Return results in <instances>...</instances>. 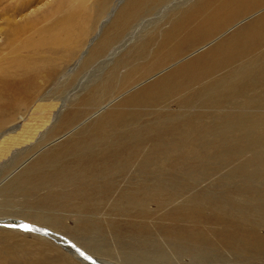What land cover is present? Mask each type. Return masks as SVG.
<instances>
[{
    "label": "bare ground",
    "instance_id": "bare-ground-1",
    "mask_svg": "<svg viewBox=\"0 0 264 264\" xmlns=\"http://www.w3.org/2000/svg\"><path fill=\"white\" fill-rule=\"evenodd\" d=\"M66 1L71 7V0ZM116 1L91 3L95 23L113 12ZM171 1H119L113 20L90 51L80 52L84 62L96 61L138 19ZM172 12L167 26L136 39L68 111L61 127L77 132L56 138L59 143L48 142L54 143L49 149H35V159L21 171L19 164L0 178V204L35 210L30 219L34 223L22 222L23 228L48 240L20 238V227L0 218V264H264V0H192ZM29 22L13 26L4 47L26 35L29 41ZM74 22L65 30L57 22L53 29L42 28L52 43L25 47L33 54L46 53L40 62L11 60L33 73L21 82L1 81L0 137L13 131L4 129L22 106L42 99L43 87L64 73L66 67L53 54L68 44L67 54L62 51L68 59L79 53L81 42L67 43L58 34L82 26ZM81 29L89 36L91 30ZM42 67L47 73L43 85H37ZM162 72L141 88L119 95L133 81ZM9 92L22 96L21 102L17 104L18 97L11 101ZM172 101L180 108L167 109ZM107 102L113 104L95 112ZM134 165L137 171L132 174ZM189 170L194 175L186 177ZM114 173L125 178L114 179ZM214 174H219L224 195L198 189L203 177ZM238 182L241 186L235 187ZM150 202L155 208L148 207ZM65 211H74L72 224ZM66 230L106 237H95L83 247L72 244L76 252L86 253L77 259L74 249L69 256L57 245L65 241L58 232ZM226 251L235 260H228ZM183 254L189 262L183 261Z\"/></svg>",
    "mask_w": 264,
    "mask_h": 264
},
{
    "label": "rangeland",
    "instance_id": "rangeland-1",
    "mask_svg": "<svg viewBox=\"0 0 264 264\" xmlns=\"http://www.w3.org/2000/svg\"><path fill=\"white\" fill-rule=\"evenodd\" d=\"M93 1L94 0H71L72 6L68 7L66 4L67 2L66 0H0V83H2L1 82L2 80L21 82L23 79L32 76L33 72H30L28 71V69L26 70L25 68L22 67L19 68L18 65L11 63V60L14 59L19 60L20 58L25 57L30 63L36 61L40 62L41 61L40 59L46 56V53L44 52L43 53L41 52L40 54L41 56H40L38 54H33V52L30 53L29 50L25 48L26 46H29V48L31 49L32 45H36L38 47L39 45H43L48 42L52 43L53 37H49L48 34L49 31L47 33L42 34V32H40L42 28L53 29L52 25H54V23L57 22L55 25H60L59 28L65 30L69 28L72 22L76 21V23H79L84 28H88L89 30H91V32L89 31L90 32L89 36L88 33L86 35L81 34L82 26L79 27L78 29L76 27V30H73V32L69 33L68 35H61L62 31H59L58 33L59 36L62 39L64 38V40L67 43H72L77 45L76 43L77 41L81 42L80 43L81 49L77 54V56H75V58L73 59H68L65 56L67 52H65L64 50L66 49L69 50V48L67 47H70V44H68L67 47L64 46V50L63 47L60 48L61 51L59 50V53L53 54L55 58L57 57L56 59L58 60L57 61L58 64L61 65L63 68L66 67L64 73H62L57 79L53 80V82L49 86L47 85L45 86V88L43 87L41 95L43 94L45 95L43 96L42 99L36 101L30 99L27 103V106L26 107L22 106L21 111L15 114L14 120L11 123H8L9 125L7 124V126L5 127L4 130H9L12 127L14 128L13 131L9 132L10 134L7 133L5 135H1L0 137V178H3L11 167L14 168L19 164L21 166L19 167L20 169L18 171H21L26 165H28L29 162L35 159L36 153L34 154V152H36L38 148L49 149L50 147H52L54 143H59L60 141H62V140L59 141L58 137H61L65 133L69 134V132L71 133L70 134L71 136L75 132H77L78 130H74V127H70L69 128L70 130L68 129V127H61L63 121L66 119L68 111L78 106L81 97L91 92L93 86L96 84V81L102 79L110 71V69L114 65V62L119 59V57L124 53V51H126V49L130 45H132V43L136 39L142 37L143 34H146L147 32L151 31L153 28L157 26H162V27L167 26L168 20L173 16L172 11L174 9L178 10L180 6L186 5V3L192 0H173L164 5H161L160 7H158L156 11L147 14L145 16H142L133 24L131 31L128 32L124 37H122V39L115 42L104 55L100 56L98 59H96V61H92L86 64L84 62V57H82L85 54L84 52L90 51V47L93 45V43H95L96 38L100 37V34L104 30L106 23H108L109 20L110 22L113 20V15L116 12L117 8L119 7V1L121 0H117L113 4L112 13H110L108 16H103L101 19H99V21H97V23H95V19L93 15L94 12H91L89 10V7ZM82 2L85 3L82 4ZM61 20H64L65 23L62 24ZM28 21H30L28 23L30 24L28 27L29 32H27L26 34L33 35L30 37L29 41L26 40L27 37L26 35L25 39H20L18 41H15V44L8 46V48L4 47L5 39L9 37L8 34L10 32L8 31H10L13 26L20 24L22 25ZM31 23L36 25H31ZM76 23L74 22V25H78ZM93 24L95 25L93 29H91ZM58 34L56 32L55 34L56 37ZM79 37L80 39H78ZM131 40L132 42H130ZM73 41H75V43ZM62 51L63 53L66 54H63ZM80 52L84 54H81ZM61 55L62 57L65 56L64 59L61 57ZM124 70L125 67H122L120 68L119 71L123 72ZM39 72H40V76L37 79V85L38 84L43 85L44 78L47 72L43 67L40 68ZM163 73L164 72L160 74L157 73V75L153 74L151 75V77L146 78L147 80L145 79L142 81L135 80L132 82V85L125 87L124 89L119 91L120 92L119 95L120 94L123 95L124 92L126 94V91L127 93L128 92L130 93L129 90L131 89V87H132L131 91L137 90L142 86H144L145 84L161 76ZM41 95L40 97H42ZM9 97L11 101H15L18 96H14L9 92ZM21 97L22 96L18 97L17 104L21 102ZM172 102L168 103L167 109L173 111L180 108L177 106L175 102H173L175 104H173ZM112 104H113L112 102L104 103L97 110H95V112H99L101 110L103 111ZM89 113L90 112H88V114L86 113L85 116L81 118L79 122H82L84 119H86ZM72 128L74 131L71 130ZM54 139H56L54 143L48 145V142ZM18 151H22V153L19 154ZM33 154L34 156L33 158H31ZM29 156L31 157L29 158ZM27 157L29 159L23 162L24 164L21 163V160L23 161L27 159ZM226 170L227 169L225 168V170H222V172L225 173ZM136 171H137V166L134 165L132 167V174H134ZM192 172L193 170L186 171L185 176L190 177L194 175V173ZM183 174L178 175V178L182 179ZM219 174H214L211 176L208 175L207 177H203L200 180V183L198 184V189L207 188L208 192L210 193H214L216 195H224V191L226 189L222 186V184L219 181ZM113 175H114L113 176L114 179L116 178L117 180H120V178L123 179L125 178L121 173H114ZM134 178H135L134 175H132L131 179L133 180ZM148 178H150V176ZM0 183H3V181L0 180ZM236 184L237 185L235 187L241 186L240 182ZM43 192L45 191H42L40 193ZM31 198L33 199L35 198V196ZM18 199L22 200L23 197L18 196ZM148 207L155 208V205L154 203L150 202ZM56 211H58V209H56ZM35 212L36 211L32 210V208H30L28 205L13 207L12 204V205H8L7 207L5 204L4 205L0 204L1 220H4L9 224L11 223V227L14 228L18 227L17 229H19L20 227L19 230L20 238H25L28 241H48L46 236L42 235V237L37 238V234H35L28 228H23L25 227V224H22V222L23 223L30 222L28 224L34 223L32 222L33 220L30 219H32V216ZM65 212L69 214H65ZM65 212H58V213L65 214L64 217L67 218V223L72 224V217H73L72 215H75L73 214L74 211H65ZM20 213L23 214L21 215ZM4 225L6 224L4 223ZM0 226H2L1 222H0ZM6 228H8V226H6ZM72 228H76L75 217ZM69 232L72 231L66 230L65 233L58 232L60 235L65 237L63 238L65 241H62L61 244L56 243L61 248H63V251L65 253H68L69 256H72L71 254L73 253L72 249L74 248L72 244L74 245L76 243L79 245L82 244L80 246L83 247L86 246V244L91 245L88 241H91V239H94L95 237L97 239L106 237V234L84 235L78 231H75L76 234L75 233L70 234ZM260 233L264 235V229H261ZM138 244L139 243H132V247ZM77 247L81 249L79 246ZM87 250H89V248H87ZM74 254L76 255V258L79 259L83 257L82 254L85 255L86 253L81 254V252L79 253L76 252L75 250ZM225 254L228 260L230 261L235 260L234 254H232L230 251H226ZM94 256L97 257L98 260L104 258L95 254ZM182 259L184 262H189V256L187 254H183ZM102 260H105L106 263L109 262L108 258ZM111 262H113L112 264H152L151 262L148 261H139V260H132V263H122V262L117 263L115 261H110L109 263ZM216 264H223V262L220 261L217 262Z\"/></svg>",
    "mask_w": 264,
    "mask_h": 264
}]
</instances>
